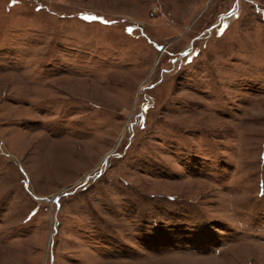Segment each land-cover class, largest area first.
<instances>
[{
	"label": "rangeland",
	"instance_id": "374dc122",
	"mask_svg": "<svg viewBox=\"0 0 264 264\" xmlns=\"http://www.w3.org/2000/svg\"><path fill=\"white\" fill-rule=\"evenodd\" d=\"M0 264H264V0H0Z\"/></svg>",
	"mask_w": 264,
	"mask_h": 264
},
{
	"label": "snow or ice",
	"instance_id": "6c2138e0",
	"mask_svg": "<svg viewBox=\"0 0 264 264\" xmlns=\"http://www.w3.org/2000/svg\"><path fill=\"white\" fill-rule=\"evenodd\" d=\"M13 2L15 3V0H13Z\"/></svg>",
	"mask_w": 264,
	"mask_h": 264
}]
</instances>
